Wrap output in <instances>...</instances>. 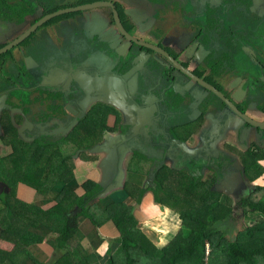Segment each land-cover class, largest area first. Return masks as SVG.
I'll use <instances>...</instances> for the list:
<instances>
[{
    "label": "flooded vegetation",
    "instance_id": "af4514ba",
    "mask_svg": "<svg viewBox=\"0 0 264 264\" xmlns=\"http://www.w3.org/2000/svg\"><path fill=\"white\" fill-rule=\"evenodd\" d=\"M138 6L0 0V163L59 151L71 157L77 185L99 184L106 152L89 149L113 143L124 184L158 204L165 170V186L233 179L238 200L250 195L246 162L220 142L226 112L247 127L240 102L257 103L264 123V0ZM192 141L198 153L187 157L179 145ZM80 163L93 177L78 178ZM119 171L107 186L118 184ZM8 190L0 180V194Z\"/></svg>",
    "mask_w": 264,
    "mask_h": 264
},
{
    "label": "trees",
    "instance_id": "16d2710c",
    "mask_svg": "<svg viewBox=\"0 0 264 264\" xmlns=\"http://www.w3.org/2000/svg\"><path fill=\"white\" fill-rule=\"evenodd\" d=\"M33 153L32 158L14 153L9 161L13 166L6 171V180L26 192L23 201L3 198L9 216L0 220L4 226L0 237L14 247L0 248V264H264V193L258 197L264 186L256 185L264 178V168L256 170L257 160L252 159L264 156L253 150L245 161L254 190L237 201L215 189L214 180L165 186L168 172L158 176L156 184L163 190L159 203L175 210L181 220L178 232L162 245L142 229L134 204L126 202L135 198L141 203L145 189L127 182L121 189L124 199L113 197L115 192L98 198L102 188L94 180L76 184L70 156L65 158L59 151ZM27 187L42 195L46 204H53L44 207L29 201L27 194L32 191ZM6 193L11 194L12 189ZM98 211L111 221L119 236L103 256L94 258L84 246L80 225L88 219L94 229L98 227ZM253 213H258L260 221L230 236L227 221L237 214L253 217ZM32 244H40V248L36 250ZM48 254L52 255L49 260Z\"/></svg>",
    "mask_w": 264,
    "mask_h": 264
},
{
    "label": "crops",
    "instance_id": "0c3cea01",
    "mask_svg": "<svg viewBox=\"0 0 264 264\" xmlns=\"http://www.w3.org/2000/svg\"><path fill=\"white\" fill-rule=\"evenodd\" d=\"M131 2H132V5H134L135 7H139L138 4H139L140 0H135L134 2L131 0ZM238 103L239 102H236V104H238ZM240 103L244 104V106L247 105V106H245L247 114H249L252 118L258 120V122L262 121L261 120L262 116H261L260 111L258 110V106H257L258 104L257 103L251 102L250 105L247 104L249 102H240ZM224 122H225V125L223 126L224 129L222 130V136H221L220 144L224 145V143H225L226 144L225 148L226 147H232V152L231 153L228 152L229 149L226 150L229 157H231L233 159H239V164L241 165L242 161L246 162L245 160L247 159V155H248V153L251 150H253L256 153V155L258 154L259 156H264V132L259 131L258 128L251 127L248 123H247V127L240 126L239 124L236 123L237 122L236 116L231 111L226 112V114L224 115ZM210 139L211 140L214 139V134H212L210 136ZM215 140H216V138H215ZM194 143L195 142L192 141V142H187V143L179 145L180 148L182 149V151L187 155V157H189L190 155L194 157L198 153V151H197L198 148H195L193 146V145H195ZM252 144H254L253 145L254 147H252L250 149V146ZM215 146H217L216 143H215ZM263 160H264V158H263ZM76 173L78 175V178H80V179H85L84 177H86V178L90 177V175L92 174L91 165L86 166V165H83L82 163H80L78 165ZM229 181H230V184L222 186V188H224V189H221L220 191L228 193V191H226L225 188H227L229 186H234L236 188L239 187L238 186V182H236L235 180L230 179ZM262 183H263V180H259V181L256 182V184H260V185L264 186V184H262ZM18 187H19V185H18ZM118 190H120V189H115L112 192L117 193ZM112 192H110V193H112ZM0 193H1V191H0ZM109 194H107V195H109ZM231 196H234V195H231ZM151 197L152 196L147 197V198H151ZM101 198H103V197H101ZM30 200H32V199H30ZM151 202H153L154 204L159 205L158 209L163 207L162 205L158 204L157 202H154V200H150L149 202H147V204L144 206V208H143V206L140 203H139L140 204L139 206H141L143 211L147 212L146 206L148 204H150ZM37 204L42 205V206L46 205V203L45 204L44 203L41 204V202H38ZM135 204H137V203H135ZM135 204H134V212H136L137 209H138V208H136ZM163 209H164V211H166V209H168L169 213L172 214V215L173 214H177L175 211L171 210L168 207H163ZM2 213H5L7 218H8V216H9L8 208H7V205L4 202L2 194H0V214H2ZM149 217H150V219L152 218L151 216L148 215V216H146L145 219H141V220L146 222L147 219H149ZM82 222H84L83 223L84 224L83 225V229H84V227L86 228L85 231H83L81 229L82 232H84V235H85V239L83 240V243H84V246L88 249V253H90L92 256L96 255V257H94V258H97L100 255L103 256L106 253V251L108 250V248L110 247V242L119 236V232L115 233L114 230L110 229L111 231L108 234V236L102 234L103 235V236L101 235L102 237L101 236H98V238L95 237L96 241L95 240H91L94 237L90 238L89 234L93 230L96 233H98V232H97L96 228L95 229L93 228L92 224H90L91 225L90 226L84 220H82L81 223ZM1 228L3 229L4 226L0 224V229ZM149 237H150V235H149ZM155 242H157L156 239H155ZM32 245L35 246L36 250H38L40 248V244H37V245L32 244ZM13 247H14V243H11L8 239H6V240L3 239V238L0 239V248L1 249L11 250V249H13ZM47 258H48L47 260L50 259L49 257H47Z\"/></svg>",
    "mask_w": 264,
    "mask_h": 264
},
{
    "label": "rangeland",
    "instance_id": "374dc122",
    "mask_svg": "<svg viewBox=\"0 0 264 264\" xmlns=\"http://www.w3.org/2000/svg\"><path fill=\"white\" fill-rule=\"evenodd\" d=\"M252 159L257 160V163L255 162L257 168H259V167L264 168V160L263 159H260L259 157H256V158L252 157ZM8 166H10L8 161L2 162V164L0 165V180H3V179L8 180L7 176H5V175H7L6 171L8 172ZM260 169L261 168L256 169V170H260ZM90 177H93V175L91 174ZM84 178H86V177H84ZM261 180H263L262 184H264V178ZM8 186H9V189H12V193L11 194L6 193V195L2 194L3 198L10 199V200H16L17 202H19L20 200L23 201L22 194L26 191L23 192L22 187H20V186L18 187V186L14 185L10 182H8ZM27 188L30 189L29 187H27ZM30 191H32V193H34V194H32L31 192L27 194V198L32 199L29 201H34V203L41 202V204L42 203L45 204V202L43 201L42 195L35 193L34 189H30ZM238 192H240L239 188L235 189L231 193V195H234L232 197L236 201L239 198ZM263 193H264V191L260 192L258 197H261L263 195ZM161 196L163 197V190L161 192ZM113 197L118 198V199L119 198L120 199L125 198V196L121 192V189L117 193H114ZM150 200H153V197L147 198L146 196H143L142 202L140 204L144 208V206ZM127 201L129 204L138 203V202H135V198H127ZM52 204H53V202L47 203L44 207H48ZM140 204L139 203H138V205L135 204L136 208H138L136 213L139 215V217L141 219H145L146 216H148V215L152 217L151 219L149 217V219H147V221L143 223L142 229H144V231H146L147 234H149L151 238H153L154 240L156 239L158 241L156 243H158L160 245L165 244L169 240H171V238L178 232L179 227H180L181 220L177 216V214L172 215L169 213L168 209H166V211H164L163 207L158 209L159 205L154 204L153 202H151L150 204H148L146 206L147 212H145L142 210L141 206H139ZM171 210H173V209H171ZM173 211H175V210H173ZM98 212L99 213L97 215L100 217V219L99 218L97 219L99 224L96 225V226H98V227H96V230L99 234L94 232V230L89 234L90 238L94 237L91 240H95V241H96L95 237L98 238V236H101V234L108 236V234L110 233L111 230H114L115 233H118L116 227L111 223V221L104 219L105 215L100 211H98ZM252 216L253 217H250V214L249 215H242V216L237 214L235 217H233L229 221H227L226 225L229 228L230 236H235V235H237V233L240 230L246 228L247 226H249L251 224H254L256 221H260V216L258 215V213H253ZM5 219H7L6 214L5 213L0 214V220L5 221ZM84 221L87 222L88 225L91 224L88 219H84ZM83 223L84 222L81 223L80 227L83 231H85L86 228L84 227V229H83V225H84ZM0 239H1V237H0ZM115 240L116 239H114L112 241H115ZM110 244H111V242H110ZM51 256L52 255H49V258H51Z\"/></svg>",
    "mask_w": 264,
    "mask_h": 264
},
{
    "label": "water",
    "instance_id": "95a60500",
    "mask_svg": "<svg viewBox=\"0 0 264 264\" xmlns=\"http://www.w3.org/2000/svg\"><path fill=\"white\" fill-rule=\"evenodd\" d=\"M229 102H227L228 104ZM248 105L250 104L247 103ZM231 105L236 106L233 102L231 103ZM244 121L245 123H248L251 127H255L258 128L259 131L264 132V123L262 122H258V120L252 118L249 114L244 113ZM117 141H120V139H116ZM113 142V140L111 141ZM89 152L91 154H97L100 152H106V157L104 158V160L101 162L99 166V169L102 172V180L101 182H99V186L102 188L101 192L98 194V198L104 197L107 194H109L110 192H112L115 189H122L124 187V174H123V170L121 169V164L118 158V155L121 153L120 151L117 150V148L112 144L108 145V144H104V145H98L95 146L93 148L89 149ZM119 166L120 167V171H119V175H118V184L115 185H110L107 186V182H109V180L107 179V175L113 176L114 172H115V168ZM238 188V187H237ZM234 186H229L227 188H225L226 191H228L229 194L232 193V191H234L235 189H237ZM215 189L217 190H221L224 189L221 186L217 185L215 187ZM138 204V203H137Z\"/></svg>",
    "mask_w": 264,
    "mask_h": 264
}]
</instances>
